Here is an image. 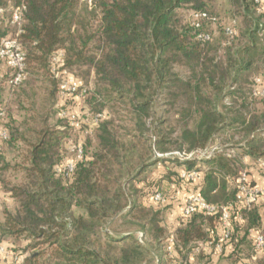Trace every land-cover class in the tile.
<instances>
[{
  "label": "trees",
  "instance_id": "obj_1",
  "mask_svg": "<svg viewBox=\"0 0 264 264\" xmlns=\"http://www.w3.org/2000/svg\"><path fill=\"white\" fill-rule=\"evenodd\" d=\"M94 4V8L88 9L82 0H0V41L16 36L25 54L26 68L33 75L41 70L47 72L57 49H63L64 68L85 66L93 71L99 88L75 93L90 105L88 113H82L83 119L89 115L93 121L96 115H102L105 97L111 101L126 97L138 116L147 115L153 94L173 87L174 97L186 98L177 108L178 119L196 115L194 128L185 126L182 130L187 151L205 148L216 133L240 123L239 129L248 131L240 148L253 158L264 155V138L260 135L264 126V99L251 96L253 77L247 82L245 73L252 67V55L259 51L260 43L264 62V14L258 12L254 0H239L244 25L231 39L224 34L228 60L223 69L208 55L214 30L206 26H218L224 33L227 23L218 18L205 0H94ZM19 5H23L24 10L18 27L11 19L14 8ZM183 5H190L191 13L203 11L217 21L204 19L195 26L190 18L181 24L176 10ZM203 34H209L210 38L200 39L199 35ZM241 40L247 43L244 45ZM232 51H236L235 58ZM173 62L188 64L191 76L187 79L176 74L167 77L171 75ZM222 97L229 100L222 106L224 111L217 107ZM138 98L143 100L138 101ZM255 100L263 103L261 112L253 111ZM236 105L242 108V117L237 114L226 117L228 108ZM77 116L78 120H83ZM4 119L0 118V128L6 129L8 137L0 136V148L4 143L14 144L17 139ZM63 122L66 123L63 132L43 130L39 138L28 145L22 181L5 187L16 206L13 212L4 211L0 235L28 239V247L23 249L17 264H141L137 257L142 253L141 244L130 234L114 237L106 229L108 221L117 217L125 206L129 209L124 217L133 214L135 208L142 209L138 211L142 218L146 215L142 206L130 200L132 193L126 192L118 178L110 177L111 164L119 162L125 146L115 137L112 118L101 117L94 124L95 146L91 139L85 141L92 133L85 137L82 134L84 140L75 145L81 143L83 157L74 162V170L67 175L63 165L69 157L63 156V141L68 135L66 131L74 128L68 119ZM83 125L86 124L80 121V128L76 129L80 134L86 131ZM70 152L73 159L74 153ZM5 160L0 156V162L9 165ZM233 160L219 151L206 160L188 161L191 167L202 161L208 166L203 178L190 181L194 186L202 182L195 192L211 204L231 203L236 186L229 190L225 179L216 172L229 174L235 181L238 171L229 166ZM1 183L0 180V187ZM114 183L117 184L113 187ZM153 196L154 193L151 196L154 203ZM78 209L81 211L77 212ZM256 211L257 204L250 211H240L243 219L247 213L251 215L250 223L243 226L244 220H238L236 210H231L229 239L222 238L218 213L204 215L197 210L182 217L176 229L174 251L179 255L190 242L212 240L222 244L223 255L239 259L240 234L257 224ZM156 214L154 212L146 222L153 226ZM143 223L145 230L146 223ZM128 239L130 241H126ZM176 261L174 264H185L182 259Z\"/></svg>",
  "mask_w": 264,
  "mask_h": 264
},
{
  "label": "rangeland",
  "instance_id": "obj_2",
  "mask_svg": "<svg viewBox=\"0 0 264 264\" xmlns=\"http://www.w3.org/2000/svg\"><path fill=\"white\" fill-rule=\"evenodd\" d=\"M205 1L221 21L229 23L232 19H235L236 30L244 25L239 0ZM176 13L180 23L185 24L191 18V6L183 5L176 10ZM206 28L211 29V31L214 30L213 44L209 48L208 55L216 59L219 69H223L228 60L224 46L227 40L226 36L218 26L207 25ZM11 37L16 38L15 35ZM241 42L244 45L247 43L242 40ZM257 42L260 43L258 40ZM238 43L240 42L238 41ZM261 49L263 50L260 43L259 51L252 55V67L246 69L247 82L258 75L264 80V62L261 60L263 51ZM60 52L62 54L60 58L64 61L63 49H57L54 55H60ZM232 52L233 54L236 53V51ZM236 56V54L232 55V58ZM57 65V62L50 60L47 72L41 70L34 75L30 74L26 68L24 79L15 87L10 85L13 69L9 68L4 62L0 65V104H3L1 109L5 111L4 122L9 123L10 129H12L11 132L17 138L14 144L7 145L4 143L0 148V156L5 157V161L9 164L4 166L0 162V180L3 181L0 187L1 220L4 217L5 210L13 212L15 209L16 202L5 187L22 181L24 158L28 145L34 143L43 130L63 132L66 127V123L63 121L68 119V115H80L82 118V113H88L87 110L90 105L85 101V98L76 95L77 91L72 94L61 91L62 86L65 83L76 82L82 85L81 91H93L95 88H99V83H96L93 71H89L87 67L64 68ZM190 68L185 62H173L170 66L171 72H169L171 75L167 77L171 78L176 74L182 79H187L191 76ZM114 99L111 101L105 97L103 102L105 106L101 113L103 118H112L113 124L111 127L115 137L125 146L124 150L122 149L120 152L119 162H113L111 168L109 167L113 169L110 177L111 179L118 178L126 192L132 193L130 200H135L138 207L142 206L146 215L142 218L138 214V211L142 209L139 208L137 211L135 208L133 214L124 217V213L129 209V206H125L117 217L110 219L106 224L109 233L114 237L130 234L135 241L140 243L142 253L138 254L137 257L141 264H174L179 259L184 260L185 264H239V259H248L253 254L254 235L258 232L264 233V201H261L262 213L256 212L259 215L260 223L253 224L255 226L248 228L243 233L244 237L243 234H240V239L243 240L239 239L237 243L239 259L229 257L226 253L223 255V253L217 252L213 248L215 242L211 246L199 245L204 241L190 242L183 247V251L179 255L174 251V238L176 239V229L179 227L177 224L174 225L176 221L174 217L178 212L179 218L177 219L181 223L183 220V207L188 196L191 193L196 194V188L202 185V182H198L197 186H194L193 182L183 181L179 177L180 172L184 168L195 166L200 168L198 171L201 178L204 177V171L208 168L206 162L196 163L192 167L187 165L188 161L191 160H206V158H203L202 149L218 147L220 152L234 158L229 166L238 171L237 176L239 172L246 171L252 184H257L252 180L254 178L264 180V155L253 158L240 148L248 135V131L242 128L239 129L240 123L234 124L233 127H228L216 133L205 148L198 147L187 151L186 143L183 144L182 130L185 126L194 128L196 115L193 114L187 119L186 117L178 119L177 108L180 107L179 105H183L186 98L184 96L174 97L173 87L157 90L153 94L152 104L146 113L147 115L138 116L126 97L121 100ZM142 100V98H138V101ZM228 101L224 97L218 100V109L224 111L222 106ZM262 105L263 103L260 100H255L253 111L261 112ZM241 109L238 105L234 108L230 106L227 111L225 110L226 117H233L235 114L242 117L243 110ZM79 121L86 124L83 125L86 131H82L81 134L76 129L70 128V132L66 131L69 136L67 135L63 141V156L69 157L66 158L67 160L72 157L70 147L80 142V140H84L83 135L84 137L90 135L93 128L96 127L93 121H90L89 115L86 119ZM261 128L260 135L264 138V126ZM86 139V142L91 139L92 145L95 146L96 141L93 133ZM189 154L191 156L186 158ZM218 173L216 172L218 177L221 176L225 179L229 190L235 188L236 182L233 177L229 174ZM116 184L114 183L113 187ZM157 192H160L164 197V201L158 204L151 202L152 194ZM79 210L76 211L79 212ZM154 212L157 213L155 220L157 223L155 222L152 226L146 221L152 218ZM250 216L249 212L246 214L245 219H242L244 220L243 226L250 223ZM143 222L146 223L145 230L141 226ZM205 228L208 227L205 226ZM170 239H173V246L171 250H167ZM28 243V239L23 236L15 238L0 235V244L4 245L10 252H14L17 258V260H12V257H6L4 254L0 256V264H17L16 261L19 260L23 249L28 247L26 246ZM197 247L198 250H196ZM31 250L29 251L31 252ZM32 252L34 251L32 250ZM175 256H179V258L176 259ZM160 259L162 261H159ZM254 264H264V255L258 256V260Z\"/></svg>",
  "mask_w": 264,
  "mask_h": 264
},
{
  "label": "built area",
  "instance_id": "obj_3",
  "mask_svg": "<svg viewBox=\"0 0 264 264\" xmlns=\"http://www.w3.org/2000/svg\"><path fill=\"white\" fill-rule=\"evenodd\" d=\"M88 9L94 8V0H82ZM254 3L257 5L258 12L264 14V2L263 0H254ZM24 10L23 5H19L14 8L12 13L11 22L18 27L21 24V16ZM2 9L0 8V13ZM192 24L195 26H199L201 20L207 19L212 23H215L217 20L215 17H209L203 11H196L191 13ZM19 32V31H18ZM237 33L236 30V21L232 19L229 23L224 26V34L229 37L230 39L235 37ZM200 39L208 40L210 38L209 34L199 35ZM62 56L61 52L60 55H54L52 57V61L58 63V67L62 66L63 59L60 58ZM0 61L7 64L9 68L13 69V73L10 79V85L12 87L17 86L25 77V54L22 50V47L17 38L13 37H4L0 41ZM253 87L251 96L259 99H264V80L259 76L253 77ZM67 82V81H66ZM82 90V85L77 84L76 82L65 83L62 86L61 91L66 93H74L76 91H80L84 93L85 91ZM71 114V113H69ZM5 117V111L0 109V118ZM102 117L101 114H98L94 117L93 124H96L98 120ZM69 125H71L74 129L80 128V121L77 119L78 116L75 114L68 115ZM0 136L2 139H7V131L5 128H0ZM70 151L74 153V158L70 160H65L63 165V170L66 171V175L71 173L74 170V162L81 159L83 157V148L80 144L72 145L70 147ZM201 152L203 153V158L209 159L211 158L216 152H219L218 147H211L210 149H202ZM191 154L187 155L190 157ZM180 177L183 180L187 181H198L201 179V175L198 169L195 168H184L180 172ZM236 192L234 200L229 204L224 205H217L211 204L207 202L201 195L199 194H191L183 207V217H188L191 214L195 213L197 210H201L204 215H213L218 213L220 218L221 224V234L223 239H229V236L232 233V222H231V210H236V218L238 220H242V214L240 211H248L252 209L256 204L261 201H264V184L262 185H255L252 184L249 180L246 171L239 172L238 176L236 177ZM154 203L158 204L164 201V197L160 192H157L153 196ZM141 236V234H140ZM170 243L167 246V250H171L173 246V239L169 240ZM213 243L212 240L205 241L203 243H199V245L204 244L206 246H211ZM213 248L219 252H224V247L221 243H215ZM198 250V247L197 249ZM253 254L248 259H240L239 264H254L258 260V256L264 255V233L258 232L254 235L253 244H252ZM5 254L6 257H12V260H17L15 257L14 252H10L6 247L0 244V256ZM180 264V263H177Z\"/></svg>",
  "mask_w": 264,
  "mask_h": 264
},
{
  "label": "crops",
  "instance_id": "obj_4",
  "mask_svg": "<svg viewBox=\"0 0 264 264\" xmlns=\"http://www.w3.org/2000/svg\"><path fill=\"white\" fill-rule=\"evenodd\" d=\"M255 183H257V184H263L264 183V180H262V179H252ZM262 211H263V207H262V204H261V202H259L258 204H257V211L256 212H258V213H262ZM258 213H256V217H257V223H260L259 221V215H258ZM175 214H176V212H175ZM178 215H179V213L177 212V214L175 215V217H174V219L176 220L175 222H174V225H179L180 224V222H179V220L177 219V218H179L178 217Z\"/></svg>",
  "mask_w": 264,
  "mask_h": 264
}]
</instances>
